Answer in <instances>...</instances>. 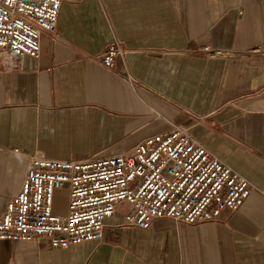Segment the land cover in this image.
Returning a JSON list of instances; mask_svg holds the SVG:
<instances>
[{
  "label": "crops",
  "instance_id": "1",
  "mask_svg": "<svg viewBox=\"0 0 264 264\" xmlns=\"http://www.w3.org/2000/svg\"><path fill=\"white\" fill-rule=\"evenodd\" d=\"M57 34L41 35L39 57L0 64V218L21 187L25 154L127 153L173 123L255 188L238 210L195 226H122L120 206L100 242L0 239V264H264V0L67 2ZM114 38L128 49L133 84L120 57L112 68L102 62ZM67 211L65 187L54 212Z\"/></svg>",
  "mask_w": 264,
  "mask_h": 264
},
{
  "label": "built area",
  "instance_id": "2",
  "mask_svg": "<svg viewBox=\"0 0 264 264\" xmlns=\"http://www.w3.org/2000/svg\"><path fill=\"white\" fill-rule=\"evenodd\" d=\"M81 0H0V64L18 66L24 57H39L41 35L57 40L62 5ZM101 5L105 0H97ZM209 56L224 53L204 46ZM128 49L114 38L102 62L112 68ZM18 151V150H16ZM19 191L0 218V239L48 238L53 247L67 248L103 239L106 221L123 206L122 226L150 228L161 218L198 225L214 222L225 210H238L254 184L191 135L182 124L147 137L127 153L59 158L35 151ZM68 188V211L54 212L55 192Z\"/></svg>",
  "mask_w": 264,
  "mask_h": 264
}]
</instances>
